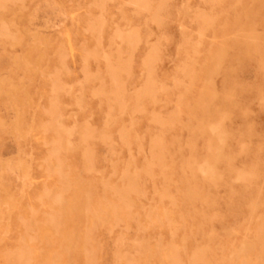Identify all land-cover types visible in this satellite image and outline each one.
<instances>
[{"label":"rangeland","instance_id":"374dc122","mask_svg":"<svg viewBox=\"0 0 264 264\" xmlns=\"http://www.w3.org/2000/svg\"><path fill=\"white\" fill-rule=\"evenodd\" d=\"M0 31V264H264V0H0Z\"/></svg>","mask_w":264,"mask_h":264},{"label":"bare ground","instance_id":"6f19581e","mask_svg":"<svg viewBox=\"0 0 264 264\" xmlns=\"http://www.w3.org/2000/svg\"><path fill=\"white\" fill-rule=\"evenodd\" d=\"M138 3H139V0H138ZM145 3V2H144ZM144 9H146V8H144ZM1 32V31H0ZM3 33V32H2ZM132 38V37H131ZM114 79V78H113ZM118 83H119V81H118ZM61 117V116H60ZM62 118V117H61ZM55 122V121H54ZM58 133V132H57Z\"/></svg>","mask_w":264,"mask_h":264}]
</instances>
